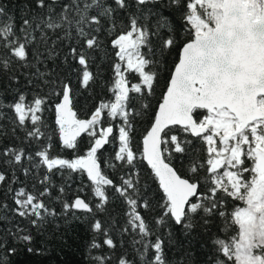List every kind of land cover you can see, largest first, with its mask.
Masks as SVG:
<instances>
[{
  "label": "snow or ice",
  "instance_id": "obj_1",
  "mask_svg": "<svg viewBox=\"0 0 264 264\" xmlns=\"http://www.w3.org/2000/svg\"><path fill=\"white\" fill-rule=\"evenodd\" d=\"M105 74L114 99L80 118ZM5 139L0 264H264V0H28L19 25L0 6Z\"/></svg>",
  "mask_w": 264,
  "mask_h": 264
},
{
  "label": "trees",
  "instance_id": "obj_2",
  "mask_svg": "<svg viewBox=\"0 0 264 264\" xmlns=\"http://www.w3.org/2000/svg\"><path fill=\"white\" fill-rule=\"evenodd\" d=\"M28 0H0V6H4L5 11L7 13L8 16L14 17L16 24L19 25L20 20H21V11H22V5L24 3H27ZM106 43V42H105ZM66 50V49H65ZM173 50V54H174ZM129 79L131 82H135V77L132 74H129ZM107 81V74H105V79L103 81H100L98 84H95L92 86V89L85 91L83 89H78L80 95H78L77 97V111L80 115V118H85V115L83 112L80 111L81 107L83 106L85 99H87L89 101V107L92 106V102L98 101L100 99H103L105 101H109V100H113L114 97L110 94V92L108 91V86L106 85ZM161 94V88L159 86H157L156 89V96L153 98L152 103L153 105H156L157 100L159 99ZM43 120L45 121V123L48 125V131L51 134V130L55 127L54 121H55V115L54 112L49 109L47 111L44 112L43 114ZM136 127H135V132H134V149L136 150H142V138L143 135L145 134V129L147 127H149L148 123L142 120H137L136 122ZM178 132L177 130H174ZM21 138L23 137V133L20 134ZM183 138V137H182ZM189 139L193 140V143L195 145H199V141L196 138L193 137H188ZM87 141V137H82L80 140V144L83 147V145L85 144V142ZM11 141L5 139L0 141V148L2 147H6ZM19 146H25L26 145H19ZM31 150V149H29ZM113 152V148L111 145H107L105 146V149L100 153L101 157L103 158L104 156H106L109 153ZM51 154L52 155H56V154H60V155H67V153H64L63 150L60 147L58 138L56 136H53V147L51 150ZM174 166H176L174 164ZM139 170L140 173L143 177L147 178L149 180V182H151L150 180V169L147 167V165L145 164V162H141L139 165ZM103 168V165H102ZM107 171V170H106ZM19 175V172L17 173ZM107 174L110 176V178L113 179H117L118 175L122 174V173H116L115 175L113 174V171H107ZM182 174V173H181ZM75 176V174H73ZM24 177L21 176V180H23ZM57 183H60L59 178H55ZM76 183L79 184L80 180L77 179ZM84 183H87L86 177L84 178ZM153 191L155 192L156 190V185L153 184ZM69 195H72V193L70 192ZM82 195L85 196V198L88 197V195H90V193H88L87 191L85 193H83ZM158 198V197H157ZM113 207L115 208V212L118 213L121 218L123 217V212H124V205L119 201L116 200L115 204H110L109 205V209L112 210ZM159 213L156 211L153 212H145L144 215L146 217H152L155 215H158ZM174 230L177 233V239L180 240V230L178 226H174ZM199 231V230H197ZM213 233L217 232V228L214 225L212 230ZM125 239H129V237H125ZM201 241L205 242L206 241V237H201ZM55 246V245H54ZM197 248H199V245H197ZM57 250H59L57 248ZM120 249H117V252H119ZM62 255H64L66 257V260L70 262V264H81V257L79 252L77 251H72V252H65ZM168 257L171 260V264H178V261L180 260V257L178 256V254L175 251H169L168 252Z\"/></svg>",
  "mask_w": 264,
  "mask_h": 264
},
{
  "label": "water",
  "instance_id": "obj_3",
  "mask_svg": "<svg viewBox=\"0 0 264 264\" xmlns=\"http://www.w3.org/2000/svg\"><path fill=\"white\" fill-rule=\"evenodd\" d=\"M145 164H146V162H145Z\"/></svg>",
  "mask_w": 264,
  "mask_h": 264
}]
</instances>
